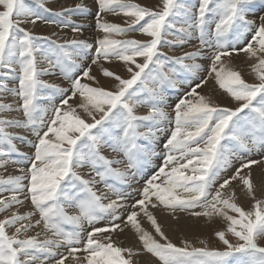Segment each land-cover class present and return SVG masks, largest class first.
I'll return each instance as SVG.
<instances>
[{
    "label": "snow or ice",
    "instance_id": "1",
    "mask_svg": "<svg viewBox=\"0 0 264 264\" xmlns=\"http://www.w3.org/2000/svg\"><path fill=\"white\" fill-rule=\"evenodd\" d=\"M32 2L43 12L0 0V168L26 165L0 175V264H264V14L255 0H96L94 43L27 27L82 35L71 17L89 11L83 3L54 11ZM132 32L143 38H115ZM193 40L190 51L163 50ZM241 54L251 82L234 64ZM101 61L122 62L128 78ZM57 71L66 87L42 78ZM167 89L181 95L170 102ZM221 90L232 106L217 99ZM153 157L161 163L149 171ZM158 214L179 234L182 221H203L224 247L187 236L178 245ZM127 231L135 245L119 239Z\"/></svg>",
    "mask_w": 264,
    "mask_h": 264
},
{
    "label": "rangeland",
    "instance_id": "2",
    "mask_svg": "<svg viewBox=\"0 0 264 264\" xmlns=\"http://www.w3.org/2000/svg\"><path fill=\"white\" fill-rule=\"evenodd\" d=\"M60 2V3H59ZM134 2L136 3H140L143 6H154L158 0H134ZM192 2H195V0H192ZM30 6H32L35 10L37 11H41L43 12V9L40 8L38 6V4L33 3L32 0H29ZM69 3V4H68ZM83 3L84 5L87 6V8L89 9V11L87 13H84L83 15H81L80 13H74L72 15V19L76 20V21H80L82 23H84L85 27L82 30V35L80 34H76L73 33L71 31V28H61L59 25H46L44 24L42 21H37L35 23V25H28L27 27H29L32 31H34L36 34L39 35H45V36H51L53 39H57V38H77V39H87L90 43H94V39L97 35L96 30L94 28L95 25V13L97 12V4H96V0H45V7L47 8H51L54 11L55 10H59V8L61 7H73L77 4H81ZM255 8L253 9V12L256 15H260V14H264V3L261 2V0H255ZM47 18L49 19H59L57 17H54L52 15V13H43ZM105 19H107L109 22H115V23H121L124 24L125 22V17H123L122 15H114L111 13H105L104 14ZM250 19L255 18V16H250ZM47 26V27H46ZM50 27V28H49ZM71 33V34H70ZM61 36V37H60ZM63 36V37H62ZM115 38L117 39H126V38H137V39H142L143 38V34H140L138 32H132V33H127L126 35H118ZM196 44V41L193 40L191 41L189 44L185 45L183 48H168L165 47L163 50L168 52L170 55L172 54H181L183 51H190L192 50V45ZM243 57V58H242ZM239 59L242 61L245 59L244 56L241 54L239 57H236L234 59V64L237 62V60L239 61ZM203 64L207 65V61H201ZM241 63V61H239ZM85 63H91V60H86ZM101 63L103 64V67H107L109 69H116L118 71V74L124 76V78H128V75L125 71H123V64L122 62H117V61H112V62H108V61H101ZM235 66L241 70L242 75L244 76V78L246 80H248L249 82L252 81V76L249 75L248 73L250 72V68L247 65H243V64H235ZM120 67V68H119ZM97 66L93 65L92 67V71L94 74L97 73ZM165 71H168V68H165ZM185 74H181L179 76H174V79L177 80H183ZM3 78V77H0ZM45 80H48L52 83H56V84H60L61 86H67V81L60 76L59 72L57 71V73L55 75H45L42 77ZM86 79V78H85ZM104 81V82H103ZM106 81V82H105ZM103 83L106 84H110L112 83V80H102ZM9 86H11V84L14 83V81H12L11 79L8 80ZM151 86V85H150ZM211 86V83H210ZM181 92L183 91H187V85L186 84H181L180 86ZM207 90V89H205ZM181 92H176L173 91L171 89H167V95L170 98V102L175 101L176 98L181 95ZM223 91L221 90L220 92L217 93V99L224 105L226 106H232V103L229 99H227L224 94ZM223 96V97H222ZM13 99V97L10 94H5V102H11ZM71 103V101H70ZM147 107H140L138 109L140 114H144L147 112ZM9 115L11 116H15L16 113H10ZM12 132H18L22 135H26L28 137V139H32L33 137L31 136V134L28 132V130L26 129H20V128H10L9 129ZM163 139V138H161ZM14 143H16L18 149L20 150V152H26L31 154L32 152V148L30 146H28L27 143H25L22 140H16L14 141ZM154 147H156V150L159 151L161 145H154ZM17 160H22L23 157L20 155H16L14 157ZM161 163L160 159L158 157H153L151 159V161L148 164V170H152L154 169L157 165H159ZM15 166V167H14ZM21 166H25L26 165H17V164H12L9 163L5 168H0V175H4L5 177L9 174H19L18 172H16V169L18 167ZM255 166H253L254 169ZM6 170V171H5ZM11 171V172H10ZM141 183H143V181H141ZM117 186H119V183L117 182ZM139 184H133L132 187L136 188L139 187ZM100 188H103V185H100ZM128 191H131V189H126ZM10 193L5 192L4 195L7 196ZM112 198L114 199V195L112 196ZM107 202V201H105ZM23 208L20 209V211H24ZM68 211L70 213H74V209H68ZM160 219H166L168 221L167 225H165V229H166V234L169 235V237L173 240L174 243H177L179 245L180 240L184 237L187 236L188 239L191 240V242L193 244H195V246L197 247H202L204 245L199 244L198 240L196 239L197 237L199 239H204L207 240L208 242V247H216V248H223V244L222 242H219L218 239L213 237L212 234V229L211 227H201V224L203 223V221L197 223L196 221H182V223H187L189 224V227H187L184 231L183 234H179L175 231L172 230L173 228V222L171 220L170 217H161L158 214V220ZM142 225L145 228H149V224L145 221L142 220ZM101 226V225H98ZM69 229L71 228V226H68ZM149 230H151L149 228ZM130 233L133 235L132 231H127V233ZM135 237V236H134ZM121 238L126 239L127 237L124 236V234L121 235ZM136 242H137V238L135 237ZM264 243V242H262ZM130 246H132V243L129 242ZM61 251H64V249H61ZM150 258L155 264H157L156 262V258H152V257H148ZM71 258H69L70 260ZM135 259H139V258H134ZM236 259V258H234ZM140 260V259H139ZM65 264H69V261L66 260Z\"/></svg>",
    "mask_w": 264,
    "mask_h": 264
},
{
    "label": "bare ground",
    "instance_id": "3",
    "mask_svg": "<svg viewBox=\"0 0 264 264\" xmlns=\"http://www.w3.org/2000/svg\"><path fill=\"white\" fill-rule=\"evenodd\" d=\"M60 3V2H59ZM69 4V3H68ZM47 27V26H46ZM50 28V27H49ZM71 34V33H70ZM61 37V36H60ZM63 37V36H62ZM243 58V57H242ZM239 61H242V59L240 60L239 59ZM238 60H237V62L235 63V64H241L240 62H239ZM93 67V66H92ZM120 68V67H119ZM97 70V69H96ZM97 74V73H96ZM104 82V81H103ZM106 82V81H105ZM223 95V94H222ZM223 97V96H222ZM15 167V166H14ZM6 171V170H5ZM11 172V171H10ZM254 172H256L257 174L260 172V169L259 168H256V167H254ZM23 210V209H22ZM22 212V211H21ZM124 236L125 237H127L126 239H123V238H121V236L119 237V239H121V240H123L124 241V245L125 246H130V244H129V242H131L132 243V245H135L137 242H136V239H135V237H134V235H132V234H130L129 232L127 233H124ZM149 256H146V257H139V259L141 260V261H147V260H151L150 258H148ZM157 263V262H156ZM151 264H155L152 260H151Z\"/></svg>",
    "mask_w": 264,
    "mask_h": 264
}]
</instances>
